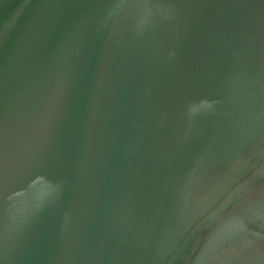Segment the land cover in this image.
Segmentation results:
<instances>
[{"label":"water","instance_id":"obj_1","mask_svg":"<svg viewBox=\"0 0 264 264\" xmlns=\"http://www.w3.org/2000/svg\"><path fill=\"white\" fill-rule=\"evenodd\" d=\"M0 264H264V0H0Z\"/></svg>","mask_w":264,"mask_h":264}]
</instances>
